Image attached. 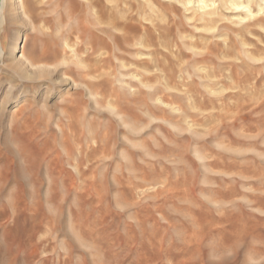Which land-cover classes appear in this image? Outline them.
Wrapping results in <instances>:
<instances>
[{"label":"rangeland","instance_id":"obj_1","mask_svg":"<svg viewBox=\"0 0 264 264\" xmlns=\"http://www.w3.org/2000/svg\"><path fill=\"white\" fill-rule=\"evenodd\" d=\"M21 1L30 25L1 9L0 264H264V72L212 96L178 65L151 64L158 94L137 78L131 97L114 66L83 79L67 65V41L88 36L84 21L67 40L78 0ZM17 31L42 76L9 55ZM107 102L146 129L126 134Z\"/></svg>","mask_w":264,"mask_h":264},{"label":"bare ground","instance_id":"obj_2","mask_svg":"<svg viewBox=\"0 0 264 264\" xmlns=\"http://www.w3.org/2000/svg\"><path fill=\"white\" fill-rule=\"evenodd\" d=\"M3 7L8 8V12L15 18L31 24L27 8L21 0L0 1V24L6 21L4 13L1 14ZM69 12L67 22L75 11ZM84 21L89 25L88 36L83 39L78 35L79 42L74 45H69L67 41V65L78 66L81 73L79 75L83 79L93 67L114 66L116 72L113 74V82L118 84L116 89L130 96L134 94L132 80L137 78V87L143 89L150 101L158 94V88L151 84L154 78L152 79L147 71L151 64L157 67L161 64L178 65L179 69H184L182 72L187 80L193 82L196 79V85L207 90L212 96L215 92L221 93L227 85L232 86V82L237 84L248 81L254 76L251 73L253 71H257V74H260V70L264 72V0H78L77 17L73 23L75 28L69 25L67 40L73 29L78 34L83 31ZM22 38L20 31L13 35L9 44V55L16 58L15 61L20 67L37 71L39 76H42L43 67L20 54L19 45ZM163 50L166 51L165 55L162 54ZM205 64L207 67L203 66ZM131 66L135 69L142 68V74L136 73L137 70H128ZM235 70L243 74L237 76L234 74ZM225 71L228 75H225ZM216 73H223L224 80H214ZM258 77L255 75L254 80ZM226 81L231 83L227 84ZM87 83L81 82L79 85L85 87L95 105L101 107L97 94L93 91L95 84ZM158 83L160 84L159 81ZM72 85L77 84L72 81ZM113 87L112 92L115 89ZM164 91H168L167 86ZM189 92L191 91L187 90L185 96ZM225 92L222 94H226ZM169 95L184 98L177 93ZM186 99L190 100V97ZM158 100L156 98L155 101L159 102ZM105 108L111 115L120 117L119 125L126 129V134L137 135L146 129L120 116L112 103L107 102ZM171 111V115L176 112L175 109ZM144 116L152 119L148 109ZM188 117L187 114L179 115L177 119L186 120ZM162 121L171 128L175 127L173 122ZM187 128L189 129V126ZM191 129L190 127V131Z\"/></svg>","mask_w":264,"mask_h":264}]
</instances>
